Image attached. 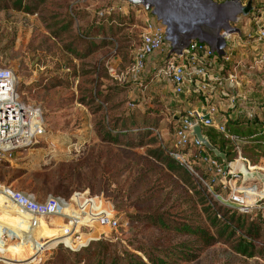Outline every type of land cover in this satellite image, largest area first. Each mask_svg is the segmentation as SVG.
Listing matches in <instances>:
<instances>
[{"label":"rangeland","instance_id":"rangeland-1","mask_svg":"<svg viewBox=\"0 0 264 264\" xmlns=\"http://www.w3.org/2000/svg\"><path fill=\"white\" fill-rule=\"evenodd\" d=\"M119 3L121 0H49L47 10L57 14L68 9L85 12L86 20L75 19L74 27L78 31L79 25L84 26L103 10ZM149 3L150 8L143 6L140 13H133L137 23L124 32V42L117 41L114 47H102L82 61L72 60L63 53L62 44L51 38L37 15L12 9L0 10V67L13 70L20 101L38 110L42 120L35 144L14 151L11 157L0 159V187L8 185L32 193L38 200L56 195L69 197L79 190L99 196L105 208L114 210L119 225L116 228L97 225L94 231L86 229V233L83 232L85 240L81 243L104 237L111 240L112 247L118 250L127 248L139 256L142 253L134 250L138 246L168 250L194 242L189 236L159 229L150 221L151 216L165 214L176 219L175 216L183 211L186 214L201 211L197 203L182 204V200L192 196V193L187 192L183 184L149 157L147 146L114 144L104 140L98 131L102 128V122L109 121L113 126L112 120L129 114L130 108L142 114L148 112L151 117L162 112L161 116L169 119L176 113H184L161 104V101H154V93L150 91L156 88L158 100L171 102L173 98L182 99L181 96H173L170 93L171 83L163 75L157 74L168 50L148 58L143 69L137 71L135 68L136 51L145 32L142 27L147 21L165 27L163 19L158 16L163 12L156 8L155 0H149ZM253 5L255 8L251 14L242 17L237 24L241 28L239 34L246 36L242 40L250 41V47L253 39L247 34L251 31V35H255L256 19L260 17L258 8L264 6V0H254ZM168 44L165 46L171 49ZM241 48L245 47L238 46V50ZM73 65L78 66L79 73L68 76L73 70L65 66ZM153 77L161 86L153 85ZM51 83L54 85H49ZM255 83L256 79L251 78L245 84ZM105 97L108 102L103 103ZM83 100L90 104L83 103ZM218 100L215 98L214 102ZM99 104L103 109H98ZM167 122L164 119L160 124L163 127L160 132L164 134H169L165 128ZM131 137L135 138L134 135ZM250 166L253 170L264 172V158L256 165L250 163ZM198 174L202 177L200 172ZM211 177H215L214 182L209 179L204 183L208 193L215 198L213 193L222 189L223 195L227 196L231 190L223 187L220 181L223 178L214 173ZM252 184L258 185V194L263 193L262 183H247L248 186ZM245 200L254 207L251 211L253 216H260L264 220V199L259 200L258 195L247 192ZM136 216L138 219L134 218ZM0 217L14 225L17 219L26 230V241L16 234L15 229L5 230L0 241L2 264H46L54 255L53 246L61 243L67 248L77 247L76 240L73 239V245H70L63 238L42 248L34 245L32 242L36 238L43 243L48 240L50 232H66L55 228L68 226H65L62 218L54 217L33 228L27 222L26 214L5 203L1 195ZM180 264H264V257L248 258L233 252L228 245L218 243L204 249L196 260Z\"/></svg>","mask_w":264,"mask_h":264},{"label":"trees","instance_id":"trees-1","mask_svg":"<svg viewBox=\"0 0 264 264\" xmlns=\"http://www.w3.org/2000/svg\"><path fill=\"white\" fill-rule=\"evenodd\" d=\"M48 1L0 0V10L12 9L24 14L37 15L51 38L62 44L63 53L69 55L72 60L82 61L102 47H114L117 41L124 42V32L137 23L132 12L125 14L116 9L103 10V14H98L96 19L85 23L84 26L79 25V30L75 31V19L86 20V13L73 9L59 14L48 12ZM217 60L225 68L228 67L229 61L223 58H217ZM65 67L73 70L67 74L68 76L79 73L77 65ZM225 68L223 73H226ZM155 79L156 77H153L151 80L153 85L161 86ZM155 89L154 87L150 90L154 93V101H161V104H167L173 110L184 111L177 99L173 98L171 102L158 100L159 95ZM170 93L175 95L173 90ZM183 96L184 94L181 98ZM248 98L249 105L261 106L260 112H257L258 115L251 120H230L227 128L241 139L243 157L256 165L264 158V91L253 89ZM104 102H108L107 97L104 98ZM83 103L90 104L87 100H83ZM102 107V104H99L98 109H103ZM129 111V114L112 120L113 126L109 124V121L104 120L101 130L98 131L104 140L114 144L128 147L147 146L149 157L162 165L168 175L175 177L183 184L187 192L192 193V196L189 195L182 200V204L197 203L201 206L200 213L186 214L187 212L183 211L175 216L176 219L159 214L151 216L150 221L163 231L189 236L194 242L168 250L147 245L135 247L134 250L142 253L140 256L127 248L118 250L112 247L111 240L104 237L90 239L74 248H67L59 243L53 246L54 255L46 264H180L196 260L204 249L218 243L228 245L233 252L248 258L264 257V220L260 216L254 217L253 212H241L235 206L223 204L208 193L204 181L211 179V182H214L215 177H211L214 171L210 170L209 165L207 166L200 158L203 155L202 151L192 147L175 149V132L180 125L181 115L176 113L169 119L161 116L162 112H158L159 116L151 117L148 112L142 114L135 108H130ZM164 119L168 121L165 128L169 130V134L160 132L163 128L160 124ZM203 133L223 154L222 157H217L206 150L219 163L226 165L237 158L238 150L234 143L216 128L203 127ZM131 135L135 138L130 139ZM175 152H182L187 156L194 165V169L201 173L202 179L192 174L175 157ZM203 167L207 169L204 170ZM216 191L220 192L222 189ZM134 218L138 219L137 216Z\"/></svg>","mask_w":264,"mask_h":264},{"label":"built area","instance_id":"built-area-1","mask_svg":"<svg viewBox=\"0 0 264 264\" xmlns=\"http://www.w3.org/2000/svg\"><path fill=\"white\" fill-rule=\"evenodd\" d=\"M202 1L208 4H218L225 0ZM242 1L244 4L246 3L245 0ZM262 7L258 8L260 17L256 19L255 35H251V31L247 34L253 39L252 47L264 43ZM115 9L116 7L112 6L108 11ZM100 14H103V11ZM232 35L228 37V42ZM246 42L250 44V41ZM166 43V27L156 24L154 21H148L135 55L136 70L143 69L147 59L163 51ZM228 50L226 49V54L220 57L206 43L192 40L180 54H171L170 52L169 58L166 59L157 74L163 75L171 83L176 96L185 94L194 86L206 102L200 108L193 107L185 110L181 115L180 125L175 132V149L192 147L202 151L203 155L200 158L207 166L209 165L210 170L214 171L216 176L220 175L223 178L220 180L223 187H229L231 190L227 196L223 195V190L214 192L213 196L223 204L237 207L241 212H251L254 207L246 203V193H254L256 196L258 195L259 200H262L264 191L262 190L263 193L258 194L257 184L248 186L242 183V175L238 171L239 164L245 161L250 169L252 167L242 155L241 139L227 128L230 121L229 111L222 112L221 108L227 106L231 111L246 109L245 120H251L258 114L253 108H249L244 103L240 104L238 101L243 97L239 92L241 82L239 73L243 70L235 67L230 72L223 73L222 71L225 67L218 62L217 58L230 61L231 54ZM248 68L262 69L264 74V51H257L254 61ZM218 88L220 89L218 90ZM218 91H220V95ZM215 98H218L222 104L221 102L212 103L211 101ZM40 116L38 110L26 106L20 101L13 70L0 67V159L11 157L14 151L36 143L37 135L41 131ZM196 125L214 127L226 138H229L238 150L237 158L226 165L219 163L211 153L206 152V147L197 137L192 135ZM174 155L192 174L201 178L187 156L182 152H175ZM238 183L240 185H237ZM0 195L5 203L17 207L26 214L27 222L33 228L41 226L44 220L54 217L62 218L65 226H68L63 227V230L70 232V245H73V239L76 240V244L85 240L83 232L86 229L94 231L97 230V225H109L111 228H116L119 225L114 210L105 208L99 196L90 195L88 191L79 190L73 192L69 197L56 195L38 200L32 193L7 185L0 187Z\"/></svg>","mask_w":264,"mask_h":264},{"label":"water","instance_id":"water-1","mask_svg":"<svg viewBox=\"0 0 264 264\" xmlns=\"http://www.w3.org/2000/svg\"><path fill=\"white\" fill-rule=\"evenodd\" d=\"M195 2L193 3L195 5L191 6L192 11L186 10L187 12H185L186 8L183 6L184 11L178 12L175 6H173L176 3L170 1L174 12L168 13L170 9L165 7L163 9H167L168 12L166 11L164 14L162 13L163 15H158L159 19H163L162 23L166 27V40L170 43L171 54H180L188 47L192 40H198L209 45L215 53L223 57L226 54L228 37L231 34L241 33V28L237 24L242 17L248 16L254 10V0H248L245 4L242 0H225L218 4H208L202 0H195ZM151 3L145 4H148L147 7H150ZM190 12L197 14L190 16ZM192 135H195L203 146L215 156H223L219 149L203 133L201 125H196L193 128ZM238 171L242 175L243 184L257 181L262 183L264 191V172L250 169L248 163L245 161L239 164Z\"/></svg>","mask_w":264,"mask_h":264},{"label":"crops","instance_id":"crops-1","mask_svg":"<svg viewBox=\"0 0 264 264\" xmlns=\"http://www.w3.org/2000/svg\"><path fill=\"white\" fill-rule=\"evenodd\" d=\"M161 1H163V0H155V2L157 3L158 7L162 6L161 5ZM145 3H149V0H142V1H139V0H121V3L117 4L115 7H116V10H119V11L125 13V14H127L129 12H132V13L136 14V13H140L141 7H143V6H145L147 9L150 8V7H147L148 4H145ZM146 24H145V26L142 27L143 31L145 30ZM244 36L241 35V34H233L230 37L227 49H229L228 51L230 52L231 56H230V61H229L228 65H227L228 69L225 68V72H230V71L234 70L235 67H238L239 69L243 70L242 72L239 73V77H240V81H241L240 82V87H239V92L243 95V97L240 98L238 101H239L240 104L244 103L249 108H253L254 110H256V112H260L261 106L254 105V104L253 105H249L248 104V101H249L248 97H249V95H250V93H251V91L253 89H257V90H259L261 92L264 91V74H263V70L262 69H249L248 66L251 65L252 62L254 61L255 54L257 53V51H259V52L264 51V43L261 44V45H256V46L250 47L249 44L246 41L242 40V38ZM168 43L169 42L167 41L166 44H168ZM168 45L165 46L164 49H163V51L164 50H168L169 51L168 54L165 55L166 56L165 57V61H166V59L169 58L170 52H171V49L168 48ZM238 46L245 47V48H241L242 50L241 49L238 50ZM256 47H257V49H255ZM242 75L243 76L245 75V76L243 77ZM251 78H255L256 79V83L253 84V85L252 84H249V85L245 84L246 81L249 82ZM191 88H192V90L187 91L184 94L183 98L178 100L179 105L183 106L184 111L187 110V109L193 108V107L200 108L202 106V104L205 102L203 97H202V95H201V93H199L194 86H192ZM219 89L220 88H218V90ZM172 90L173 89H172V85H171V91ZM218 92H219V95H220V91H218ZM225 100H227V99H225ZM211 102L212 103H217V102L220 103L221 101L218 100L217 102H214V100H212ZM221 104H222V102H221ZM221 109H222V112L229 111L228 116H230V120H237V119L245 120V114H246L245 112H247L246 109H243V111L240 110V109H238L237 111H233V110L231 111V110H228L227 106L222 107ZM64 224H65V222H64ZM22 226H24L23 223H22ZM59 229L63 230V227L55 228V230H59ZM50 234H53V233L50 232Z\"/></svg>","mask_w":264,"mask_h":264},{"label":"bare ground","instance_id":"bare-ground-1","mask_svg":"<svg viewBox=\"0 0 264 264\" xmlns=\"http://www.w3.org/2000/svg\"><path fill=\"white\" fill-rule=\"evenodd\" d=\"M170 1H174L176 3L173 6H175V8H176V10H178V12H180L181 10H183V6L186 8L185 9V12L190 11V10L192 11V7L191 6L192 5L194 6L195 4H193V3H196L195 0H186V1L177 0V1H179V3L176 0H163V1H161V5L162 6L161 7L159 6L158 8H160L161 10H163L164 13L167 11V9H165V10L163 9L165 7H167V8L170 9V12L167 11L168 13L174 12V8H173L172 4L170 3ZM198 5H200V4H198ZM202 7H203V5H202ZM203 8L205 9V7H203ZM195 14H197V13H194L193 12V14H192V12H190V16L195 15ZM16 222H17V224L14 225L12 222H8L3 217H0V241L2 240L3 233L5 232V230H7V228L8 229H15L16 233H18L24 239V241H26V230H25L24 226H22V223L19 222L18 220H16ZM65 233L63 231L60 232V233L59 232L58 233L55 232L54 234L48 235L49 236V239L47 241L43 242V243H39L38 238H36L32 243L34 245H36V246L38 245L39 248H42L44 245L49 244L51 242H54L55 240L61 239V238L66 239V241L69 242L70 241L69 236L67 234H65ZM48 236L46 235V237H48ZM44 247H46V246H44Z\"/></svg>","mask_w":264,"mask_h":264},{"label":"flooded vegetation","instance_id":"flooded-vegetation-1","mask_svg":"<svg viewBox=\"0 0 264 264\" xmlns=\"http://www.w3.org/2000/svg\"><path fill=\"white\" fill-rule=\"evenodd\" d=\"M158 9H160V8H158ZM161 10V9H160ZM162 12H163V14H164V11L163 10H161Z\"/></svg>","mask_w":264,"mask_h":264}]
</instances>
